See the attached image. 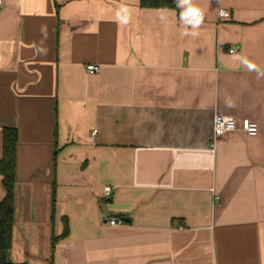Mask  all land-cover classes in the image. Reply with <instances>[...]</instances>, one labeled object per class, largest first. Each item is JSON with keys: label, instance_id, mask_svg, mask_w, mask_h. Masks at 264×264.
<instances>
[{"label": "crops", "instance_id": "1", "mask_svg": "<svg viewBox=\"0 0 264 264\" xmlns=\"http://www.w3.org/2000/svg\"><path fill=\"white\" fill-rule=\"evenodd\" d=\"M2 2L0 160L4 130L18 136L10 260L264 264V76L229 52L264 72V0H194L195 36L180 9L141 0ZM217 113L259 132L213 143Z\"/></svg>", "mask_w": 264, "mask_h": 264}, {"label": "trees", "instance_id": "2", "mask_svg": "<svg viewBox=\"0 0 264 264\" xmlns=\"http://www.w3.org/2000/svg\"><path fill=\"white\" fill-rule=\"evenodd\" d=\"M141 7L178 10L175 1L172 0H141ZM17 139L18 136L15 130H4L3 152L0 160V176L5 189V196L0 203V264H25L13 263L9 261L8 257L12 246Z\"/></svg>", "mask_w": 264, "mask_h": 264}, {"label": "clouds", "instance_id": "3", "mask_svg": "<svg viewBox=\"0 0 264 264\" xmlns=\"http://www.w3.org/2000/svg\"><path fill=\"white\" fill-rule=\"evenodd\" d=\"M217 3L219 5L220 0H217ZM175 4L176 7L181 10L179 13V19L181 24L186 29L184 35H197V32L195 30L201 27L205 18L202 10L195 5L194 0H175ZM219 15L221 17H227L228 12L221 8L219 11ZM130 17V10L127 7L121 5V7L116 12L117 23L121 25H126L128 24ZM161 19L163 20L165 18L161 17ZM187 29H192V31H188ZM233 56L235 60L243 64L249 71H255L258 76H264V72H262L254 63L250 62L247 58L235 53H233Z\"/></svg>", "mask_w": 264, "mask_h": 264}, {"label": "built area", "instance_id": "4", "mask_svg": "<svg viewBox=\"0 0 264 264\" xmlns=\"http://www.w3.org/2000/svg\"><path fill=\"white\" fill-rule=\"evenodd\" d=\"M2 7L3 2L2 0H0V9ZM219 17L226 18L221 17L220 15ZM229 52L234 53L235 50L230 49ZM87 71L90 74H95L99 71V67L95 65H89L87 67ZM230 132H242L248 136H256L259 132V126L256 122L250 119L238 120L235 117L225 116L220 113L215 114L213 120V143H216L220 138ZM111 190L112 189L110 187H106L104 191L107 195H109L111 193ZM109 224L112 226H116L122 224V222L116 219H110Z\"/></svg>", "mask_w": 264, "mask_h": 264}, {"label": "water", "instance_id": "5", "mask_svg": "<svg viewBox=\"0 0 264 264\" xmlns=\"http://www.w3.org/2000/svg\"><path fill=\"white\" fill-rule=\"evenodd\" d=\"M8 257H9V253H8ZM9 261H11L10 258H9Z\"/></svg>", "mask_w": 264, "mask_h": 264}]
</instances>
